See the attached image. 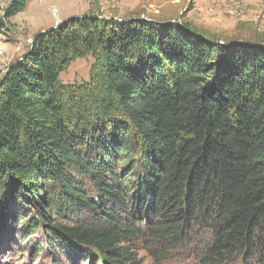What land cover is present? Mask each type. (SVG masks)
Returning a JSON list of instances; mask_svg holds the SVG:
<instances>
[{
  "label": "trees",
  "instance_id": "obj_1",
  "mask_svg": "<svg viewBox=\"0 0 264 264\" xmlns=\"http://www.w3.org/2000/svg\"><path fill=\"white\" fill-rule=\"evenodd\" d=\"M183 25L83 18L36 36L0 82V239L32 196L21 230L41 228L55 261L71 246L143 264L144 244L158 264L193 243L199 264H264V41ZM91 52L100 75L64 86Z\"/></svg>",
  "mask_w": 264,
  "mask_h": 264
},
{
  "label": "rangeland",
  "instance_id": "obj_2",
  "mask_svg": "<svg viewBox=\"0 0 264 264\" xmlns=\"http://www.w3.org/2000/svg\"><path fill=\"white\" fill-rule=\"evenodd\" d=\"M10 2L0 0V82L7 69L29 53L36 36L73 19L175 21L187 32L190 30L183 24L203 34L206 41L214 39V44L239 38L264 41V0H27L22 12L7 19L5 10ZM100 71L99 60L91 52L73 57L60 81L79 89L90 85ZM13 208L18 223L12 233L0 239V264H101L97 256H77L71 246L65 247V253L55 261L50 253H44L47 248L41 228L28 236L21 230L28 218L39 212L34 198L19 197ZM57 223L65 226L68 222ZM199 248L193 243L187 248L180 246L158 264H199ZM133 252L143 264H155L144 244L135 246Z\"/></svg>",
  "mask_w": 264,
  "mask_h": 264
},
{
  "label": "water",
  "instance_id": "obj_3",
  "mask_svg": "<svg viewBox=\"0 0 264 264\" xmlns=\"http://www.w3.org/2000/svg\"><path fill=\"white\" fill-rule=\"evenodd\" d=\"M134 20V19H133ZM139 20H145V21H147V22H150V23H154V24H158V25H173L174 27H180V28H182L183 26L181 25V24H179V23H177V22H175V21H166V22H159V21H153V20H149V19H141V18H139ZM57 28V27H56ZM56 28H54V29H56ZM42 34V33H41ZM40 35V34H39ZM196 36H198V37H201L200 35H196ZM208 41V40H207ZM209 43H211L210 41H208ZM237 42H232V43H230V44H225V43H223V42H218L217 44H220V45H222V46H230V45H233V44H236ZM238 43H242V42H238ZM249 44V43H248ZM12 66H14V64L13 65H11L9 68H11ZM9 68L7 69V71L9 70ZM7 71L5 72V74H4V76H3V78H2V80L4 79V77H5V75H6V73H7Z\"/></svg>",
  "mask_w": 264,
  "mask_h": 264
}]
</instances>
